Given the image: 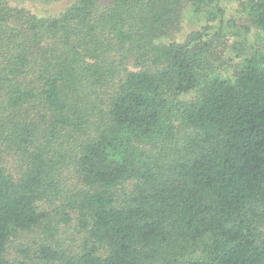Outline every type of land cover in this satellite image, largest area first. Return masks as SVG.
<instances>
[{"label": "trees", "instance_id": "16d2710c", "mask_svg": "<svg viewBox=\"0 0 264 264\" xmlns=\"http://www.w3.org/2000/svg\"><path fill=\"white\" fill-rule=\"evenodd\" d=\"M13 1L0 264H264V0Z\"/></svg>", "mask_w": 264, "mask_h": 264}, {"label": "rangeland", "instance_id": "374dc122", "mask_svg": "<svg viewBox=\"0 0 264 264\" xmlns=\"http://www.w3.org/2000/svg\"><path fill=\"white\" fill-rule=\"evenodd\" d=\"M73 1L74 0H15L12 3L25 6L32 12H36L40 15H56L62 12ZM186 12L187 13L183 20V30H182L184 34L192 29H196L200 27L204 22L203 18L201 17L197 18L189 10H186ZM227 15L228 16L237 15V4H231L229 6ZM234 56L235 54H233V57ZM238 60L239 59L235 57L233 60H230L229 56L225 57L219 66L221 72L228 73V70H231L232 64H234ZM66 228L68 229V227ZM70 229L71 232H69V234L68 231L65 234L61 232V236L65 239H68L69 237H73L74 229L73 228ZM30 236L31 235L26 234L25 240L26 241L29 240L31 238Z\"/></svg>", "mask_w": 264, "mask_h": 264}]
</instances>
